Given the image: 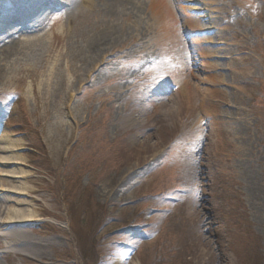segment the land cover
<instances>
[{"label":"rangeland","instance_id":"1","mask_svg":"<svg viewBox=\"0 0 264 264\" xmlns=\"http://www.w3.org/2000/svg\"><path fill=\"white\" fill-rule=\"evenodd\" d=\"M184 1L161 52L151 0H0V128L46 207L32 230L63 245L51 263L264 264V0Z\"/></svg>","mask_w":264,"mask_h":264},{"label":"bare ground","instance_id":"2","mask_svg":"<svg viewBox=\"0 0 264 264\" xmlns=\"http://www.w3.org/2000/svg\"><path fill=\"white\" fill-rule=\"evenodd\" d=\"M32 0H24L29 6L32 5ZM74 0H61L60 3L68 2L72 4ZM97 0H80L81 3L87 4L91 7L94 6V2ZM116 1V0H112ZM194 1V0H193ZM192 0H185L184 2H193ZM197 1V0H195ZM152 6L149 7V18L151 22L149 24V32L152 35V28L158 29L161 32L159 40V49L161 52H166L167 44H173L175 41L176 32L173 31V24H176L174 15L171 7L167 0H151ZM115 4L116 2H112ZM195 5L188 6L181 9V18L185 20L186 24H194L193 17L189 11L194 12L196 10ZM178 9V8H177ZM180 10V9H179ZM178 10V11H179ZM209 8L207 7L206 12ZM112 11V10H111ZM108 11L109 15L112 16L113 12ZM143 16V15H142ZM140 17V16H139ZM197 18V15L195 19ZM149 21V19H147ZM29 23L28 20L25 21ZM110 23H103L102 29L94 33L87 43V56L92 59L93 56L102 51V48L109 45L116 37V23L110 19ZM23 24V29H30ZM200 27H196L199 29ZM203 31V30H202ZM200 33V32H199ZM197 35L196 37H198ZM206 41V37L201 35ZM201 38H198L200 42ZM165 48V49H164ZM171 85L174 87L178 84L179 87L184 88L188 85V82L182 83L180 76L171 79ZM187 94V93H186ZM188 100L190 95L187 94ZM146 108V107H145ZM0 198L5 199L8 194L16 197L21 195L29 197V201L6 198L10 202L9 207H3L0 204V255H4L15 259L12 264H53L50 262V252L61 248L63 245L58 240H45L41 236L36 235L32 230V227H36V222L40 220L39 214L44 212L45 208L43 203L41 208L35 206L39 201H42L37 195L29 196V193H36V189L27 185V178L31 175L27 169H25V160L21 155L17 153V150L21 148V143L17 139H10L8 132L0 129ZM246 176V175H245ZM248 179H245L250 184V175ZM252 178V176H251ZM7 186H5V185ZM7 194V195H4ZM5 202V201H4ZM13 202V203H12ZM132 252L128 249L122 250L110 264H134L131 263ZM222 260V259H220ZM1 264V261H0Z\"/></svg>","mask_w":264,"mask_h":264}]
</instances>
